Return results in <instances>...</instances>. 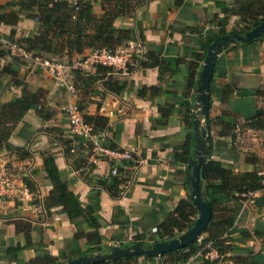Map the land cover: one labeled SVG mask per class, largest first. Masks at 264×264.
<instances>
[{"label": "crops", "instance_id": "0c3cea01", "mask_svg": "<svg viewBox=\"0 0 264 264\" xmlns=\"http://www.w3.org/2000/svg\"><path fill=\"white\" fill-rule=\"evenodd\" d=\"M13 1L0 0V5ZM101 2L92 0L95 14L101 12ZM228 2L143 0L131 17H117L114 27L134 29L146 53L157 56L154 64L149 63L146 55V66L136 67L127 75H113L121 84L117 94L92 93L89 89L69 94L38 66L34 68L32 59L25 56L23 61L32 66L24 65L26 69L20 70L26 73V80L35 82L33 89H46L45 103L50 116L44 120L37 117V105H33L14 126L8 140L14 146L30 148L28 157L20 159L13 151L0 150V164L16 190L21 191L27 172L35 184L34 195H9L0 204V264H31L37 258L66 262L108 252L113 246L141 243L145 247L157 241L158 223L181 198H188L186 161H176L174 150L184 147L190 154L194 130L183 115L192 117L198 110L196 85L206 47L223 34L222 28L227 32L234 27L232 16L226 25L220 24L221 6ZM38 27L34 18L20 13L14 25L0 23V34L5 37L12 30L19 37L35 33ZM16 51L9 54H20ZM87 52L85 49L80 55L71 53L69 60L65 56L59 59L73 63ZM5 58L9 59L7 55L0 57V66L9 61ZM35 70L41 74H32ZM86 71L92 73L94 68L89 66ZM77 101L84 105L83 113L106 118L107 134L102 141L138 153L142 162L135 165L130 160L104 157L90 165L88 159L78 160L76 155L83 153L85 139L70 131L66 112L68 103L76 105ZM205 119L210 151L204 161H219L233 172L254 169L264 174V128L249 125L253 119L264 122V35L247 43L230 44L218 54L209 81ZM57 138L70 141L73 154H69V159L64 157ZM41 148L54 153L60 180L79 201L97 200L99 251H92L95 232L84 221L73 224L60 206L43 208L42 202L39 205L36 196L42 201L51 189L42 171ZM111 165L117 167L121 182L109 175ZM34 170L36 173L31 175ZM208 183L216 184L217 180ZM261 196L264 197V188L246 194L242 200L222 201L211 210L215 218L222 219L230 216L233 207L238 208L232 223L236 230L228 235L232 248L220 254L219 259L235 257L242 259L241 264H264V201L258 198ZM195 215L196 210L192 221ZM75 229L86 235L75 238ZM178 234L173 231L174 236ZM201 246L197 242L190 246L187 264H201L204 259L218 256L212 247L201 253ZM159 259L162 258L140 255L127 264H156Z\"/></svg>", "mask_w": 264, "mask_h": 264}, {"label": "trees", "instance_id": "16d2710c", "mask_svg": "<svg viewBox=\"0 0 264 264\" xmlns=\"http://www.w3.org/2000/svg\"><path fill=\"white\" fill-rule=\"evenodd\" d=\"M91 2L92 0H76L75 9L71 0H15L12 3L0 5V23L14 25L20 13H27V16L34 18L39 24L37 31L33 34L15 37L14 32L11 30L4 38L20 46L24 52L30 55L41 56L49 54L61 59L65 56V58L68 57V60L71 53L80 55L85 49H115L125 40L134 38V29L116 28L113 25L117 17L128 18L132 16V10L130 9L127 16H121V11L130 8L132 6L131 3L124 0H102L101 12L95 14L92 11ZM221 12L223 14L220 23L221 26L226 25L230 16L235 18L234 27H231L227 32L222 28L221 33H243L264 19V0H229L227 6H221ZM136 33L139 36V33ZM263 35L264 33L261 36ZM3 48L0 46V57L7 55L9 61L0 66V95L8 90L10 82H15L19 86V92L12 99L0 102V150L13 151L18 158L22 159L30 155V148L17 147L9 142L8 139L14 126L33 105H37L35 110L37 117L43 120L50 116V111L47 113L44 112L46 106V89L38 86L34 90H30L24 81L17 79L14 71L8 67V64H12V60L15 59V55L9 54V50ZM146 55L148 54L145 52V57ZM148 56L150 64L157 62L156 55L152 56L151 54V56ZM145 57L139 61V66H146L148 64L144 61ZM93 68L94 71L92 73L80 68L71 70L75 90H84V92H87V89H89L92 93H103L106 91L117 94L121 89V84L118 79L111 75H108L102 82V88L105 91H101L95 86V82L109 71L108 67L94 65ZM76 105L77 109L81 112L82 120L91 126L92 132L107 129L105 117L98 114L87 115L83 113L84 105L81 101H77ZM183 118L190 125L191 115L185 114ZM249 125L264 128V122L258 119L251 120ZM45 130L51 132L50 128H46ZM57 140L61 144L64 157L69 159V154H73L72 147L69 145L70 141L62 138H57ZM101 144L116 147L104 141ZM207 145V151L209 152V137ZM90 149V142L85 140L83 153L76 155L77 159L81 161L84 158L86 161L90 154ZM187 149L179 147V151L174 150V159L182 162L187 161L189 155ZM39 155L42 161L43 174L51 184L48 195L42 199L43 208L60 206L62 212L66 214L71 223L75 224L81 220L84 221L95 232L93 234L95 245L91 249L92 251H99L101 247L98 244L99 236L96 234V230L99 227L96 215L99 208L97 200L92 199L86 203L79 201L67 184L60 180L59 169L54 162V153L47 148H41ZM71 164L75 167L73 161H71ZM88 164L92 165L91 163ZM35 173V170L31 171V175ZM111 177L115 182H121V179H118L116 176ZM210 180H217V183L210 184L208 183ZM23 183L30 191L35 189L34 182L29 178L24 177ZM198 188L201 198L210 205L211 210H214V206L222 201L229 199L242 200L246 194L264 188V174L258 173L254 169L233 172L228 166L223 165L219 161L207 159L200 166ZM258 198L264 201V197L261 196ZM237 211L238 208L236 206L233 207L230 210V216L222 219L215 218L214 214L211 213L206 227L200 233L207 234L206 237L201 238L202 242L200 245L205 242H210V246L217 252L218 256L213 259H204L201 264L242 263V259L235 257H222V259H219L220 254L225 252L226 249H229V247L232 248L230 243L231 239L228 235L236 230L232 223ZM194 213L195 208L190 200L188 198H181L176 203L173 211L158 223L157 241L172 238L174 236V230L180 233L189 228ZM83 235H86V233L80 229H75V238ZM195 242L196 240H193L185 247L162 253L159 257L162 258V261L169 264H187L186 261L192 252L190 246ZM203 252L204 250L201 251V253ZM89 253L91 252L89 251ZM137 256L140 255L117 257L92 264H122L123 262L127 264L128 261ZM229 261L231 262L229 263ZM31 264H55V261L52 258H37Z\"/></svg>", "mask_w": 264, "mask_h": 264}, {"label": "built area", "instance_id": "2783aa9c", "mask_svg": "<svg viewBox=\"0 0 264 264\" xmlns=\"http://www.w3.org/2000/svg\"><path fill=\"white\" fill-rule=\"evenodd\" d=\"M131 3L130 8L123 9L121 11V16H127L129 9L135 12L137 6L142 2V0H124ZM74 9L76 8V0H71ZM131 17V16H130ZM0 46L7 48L10 52L18 50L22 56H29L33 63L38 66L44 73L49 75L55 84L66 91L69 94L74 93L75 88L73 85L71 70L74 68H80L87 70L89 66L102 65L108 67L109 71L105 73L102 78L95 82L97 89L105 91L102 88V82L106 79L108 75H127L133 71L136 67H139V61L143 60L145 57L146 49L142 44L141 39L134 33L133 39L125 40L118 48L106 49V48H96L88 50L87 54L84 55L79 61L76 60L73 63H68L66 61L60 60L57 57L51 56L49 54H44L41 56L30 55L23 51V49L7 41L0 34ZM106 92V91H105ZM108 93V92H107ZM66 112L68 114V125L70 131L75 134L82 136L85 140H88L91 144L90 154L88 156V162L95 164L100 159L106 157L110 160H130L135 165L142 162V158L138 153L131 152L128 150L120 149L118 147L104 146L101 144L103 138L107 134V130L92 132L91 126L82 120L81 114L77 109L76 105L73 103H68L66 106ZM109 175L116 176L118 179L121 177L118 174V169L115 165H111L109 168ZM27 178L30 179V175L27 172ZM13 194L22 195L23 197H28L34 195V192L30 191L26 185L21 186V191L16 190L10 183L3 170V166L0 164V204L9 196ZM36 194V193H35ZM36 199L41 206V199L36 196ZM196 242H202L201 236L196 237ZM211 247L210 242H205L201 246V250ZM156 264H169L162 259Z\"/></svg>", "mask_w": 264, "mask_h": 264}, {"label": "water", "instance_id": "95a60500", "mask_svg": "<svg viewBox=\"0 0 264 264\" xmlns=\"http://www.w3.org/2000/svg\"><path fill=\"white\" fill-rule=\"evenodd\" d=\"M263 33L264 19L243 33L232 32L221 34L215 37L206 47L198 73V83L196 85L195 101L198 110L193 112L191 119L194 130L193 144L186 161V169L188 170L186 175L188 198L196 210V215L191 226L168 240L153 241L145 247H143L141 243H133L124 247L113 246L108 252H96L94 254L80 256L75 259L67 260L66 262H57L55 264H92L98 261L130 255L159 256L170 250L185 247L200 235L211 216V207L201 198L198 188L199 170L207 155L208 148V126L204 124V120L207 116L211 72L218 54L228 45L236 42H250L260 37Z\"/></svg>", "mask_w": 264, "mask_h": 264}, {"label": "rangeland", "instance_id": "374dc122", "mask_svg": "<svg viewBox=\"0 0 264 264\" xmlns=\"http://www.w3.org/2000/svg\"><path fill=\"white\" fill-rule=\"evenodd\" d=\"M14 55H15V59L12 60L13 61L12 64H8V67L11 68L14 71L15 76H16L17 79H19L20 81H24L27 84L28 89L34 90L32 87L34 85L33 83H35V82L31 81V79L30 80L27 79L28 80L27 81L26 78H25L26 73H24L23 70L21 71L20 67L23 68V69H26V67H28L29 65L30 66L33 65L34 68L37 67V66L33 62H31L32 65L29 63V61H25L24 62L23 60H24L25 57H23L21 54H14ZM5 59H7V58H5ZM7 60H9V59H7ZM66 62L71 63L69 61H66ZM24 65L26 67H22ZM27 70H30V67ZM32 74H35L36 76H39V74H41V72L38 71V70H35V71H32ZM33 78H34L33 80L36 81L35 79H37V78H35V77H33ZM18 92H19V86H17L15 82H10L8 90L3 92V94H2L3 96L1 97V100L2 101L10 100V99L13 98L14 95L18 94ZM8 93H10V94L7 97ZM44 110H45L44 112H46V113L50 111L48 106H45Z\"/></svg>", "mask_w": 264, "mask_h": 264}]
</instances>
